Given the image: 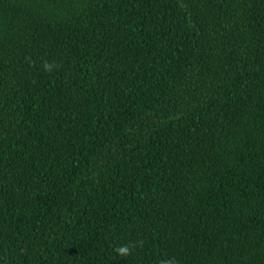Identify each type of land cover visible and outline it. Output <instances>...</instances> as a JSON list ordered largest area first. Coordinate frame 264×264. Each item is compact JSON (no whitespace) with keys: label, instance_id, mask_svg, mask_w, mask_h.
I'll return each mask as SVG.
<instances>
[{"label":"trees","instance_id":"1","mask_svg":"<svg viewBox=\"0 0 264 264\" xmlns=\"http://www.w3.org/2000/svg\"><path fill=\"white\" fill-rule=\"evenodd\" d=\"M164 259L264 264V0H0V264Z\"/></svg>","mask_w":264,"mask_h":264},{"label":"clouds","instance_id":"2","mask_svg":"<svg viewBox=\"0 0 264 264\" xmlns=\"http://www.w3.org/2000/svg\"><path fill=\"white\" fill-rule=\"evenodd\" d=\"M52 66L49 65V64H45L44 65V68L46 70H49ZM115 252L119 255V256H127L130 252V248L126 245H123V246H119L115 249ZM161 264H176L175 260L174 259H164L161 261Z\"/></svg>","mask_w":264,"mask_h":264}]
</instances>
